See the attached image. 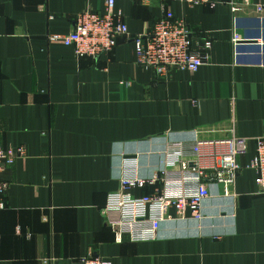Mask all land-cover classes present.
<instances>
[{"label": "crops", "instance_id": "1", "mask_svg": "<svg viewBox=\"0 0 264 264\" xmlns=\"http://www.w3.org/2000/svg\"><path fill=\"white\" fill-rule=\"evenodd\" d=\"M198 1L169 8L197 40H212L208 63L158 77L138 63L131 37L96 60L49 40L68 34L79 13L105 12L104 0H0V138L25 148L3 174L0 264H82L88 255L113 264H264V194L251 168L228 193L210 185L202 219L166 220L154 240L117 242L102 215L125 157L153 177L178 165L183 144L191 158L197 138L226 137L235 120L249 138L246 167L264 136V0ZM115 10L132 36L162 14L158 3L134 0H116Z\"/></svg>", "mask_w": 264, "mask_h": 264}, {"label": "built area", "instance_id": "2", "mask_svg": "<svg viewBox=\"0 0 264 264\" xmlns=\"http://www.w3.org/2000/svg\"><path fill=\"white\" fill-rule=\"evenodd\" d=\"M105 12L87 9L79 13L73 29L66 35H50L49 40L71 46L78 59H98L114 50L118 38L131 37L136 46L137 60L158 77H166L171 71L195 72L209 61L212 40H197L188 22L176 17L169 8L172 1L198 3V0H134L142 3L156 2L162 9L153 29L145 34L132 36L121 11L115 10L116 0H104ZM205 1V0H204ZM240 9L233 7L234 11ZM257 10L263 11L258 5ZM236 37V41L239 40ZM249 138L240 136L236 123L223 138H197L186 158L187 146L176 167L157 171L153 177L140 175L137 157H125L122 163L120 187L110 192L102 215L112 229L117 242L150 241L158 238L162 223L170 219L203 218L202 205L210 196V185H223L226 193L244 168L256 171L259 192L264 194V136L256 139V153L244 167L240 158L248 151ZM25 154L24 147H4L0 138V215L6 208L5 194L8 183L3 174L16 159ZM193 164V165H192ZM159 185L151 194L138 195L139 189ZM171 210H175L176 217ZM82 264H113L101 256L88 255Z\"/></svg>", "mask_w": 264, "mask_h": 264}, {"label": "water", "instance_id": "3", "mask_svg": "<svg viewBox=\"0 0 264 264\" xmlns=\"http://www.w3.org/2000/svg\"><path fill=\"white\" fill-rule=\"evenodd\" d=\"M193 165V164H192Z\"/></svg>", "mask_w": 264, "mask_h": 264}]
</instances>
